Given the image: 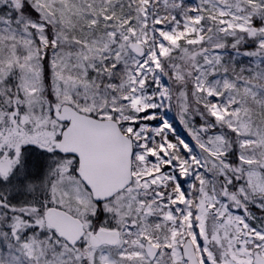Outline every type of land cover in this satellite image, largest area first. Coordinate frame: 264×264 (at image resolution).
Here are the masks:
<instances>
[{
	"label": "snow or ice",
	"instance_id": "obj_1",
	"mask_svg": "<svg viewBox=\"0 0 264 264\" xmlns=\"http://www.w3.org/2000/svg\"><path fill=\"white\" fill-rule=\"evenodd\" d=\"M0 264H264V0H0Z\"/></svg>",
	"mask_w": 264,
	"mask_h": 264
}]
</instances>
